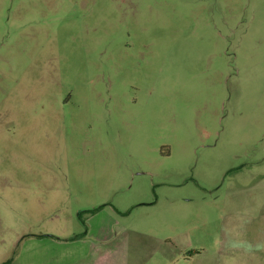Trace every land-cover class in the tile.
<instances>
[{
	"label": "rangeland",
	"instance_id": "rangeland-1",
	"mask_svg": "<svg viewBox=\"0 0 264 264\" xmlns=\"http://www.w3.org/2000/svg\"><path fill=\"white\" fill-rule=\"evenodd\" d=\"M33 235L114 264L264 237V0H0V264Z\"/></svg>",
	"mask_w": 264,
	"mask_h": 264
},
{
	"label": "crops",
	"instance_id": "crops-1",
	"mask_svg": "<svg viewBox=\"0 0 264 264\" xmlns=\"http://www.w3.org/2000/svg\"><path fill=\"white\" fill-rule=\"evenodd\" d=\"M40 236L33 235L26 239L23 249L14 254L9 264H114L118 258L117 255L112 261L115 255L103 249H96V243L91 241L94 237L90 235L49 238ZM240 244H246L247 249L240 248ZM259 245L264 247V237L250 235L238 241L234 239V245L229 249L230 256H222L225 259L222 264H264V249H260Z\"/></svg>",
	"mask_w": 264,
	"mask_h": 264
},
{
	"label": "trees",
	"instance_id": "trees-1",
	"mask_svg": "<svg viewBox=\"0 0 264 264\" xmlns=\"http://www.w3.org/2000/svg\"><path fill=\"white\" fill-rule=\"evenodd\" d=\"M97 211V209H94V210H91V211H88L89 213H91V214H94L95 212ZM84 214V212H81V214H80V219L82 218V215ZM83 224H85L84 223V221H83ZM40 237H44V238H46V237H54V236H52V235H41ZM10 261L11 260H8L7 262H5V263H3V264H9L10 263Z\"/></svg>",
	"mask_w": 264,
	"mask_h": 264
}]
</instances>
